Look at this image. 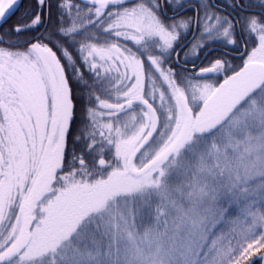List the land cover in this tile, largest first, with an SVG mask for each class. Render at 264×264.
<instances>
[{"label":"snow or ice","instance_id":"snow-or-ice-1","mask_svg":"<svg viewBox=\"0 0 264 264\" xmlns=\"http://www.w3.org/2000/svg\"><path fill=\"white\" fill-rule=\"evenodd\" d=\"M21 3L0 264H264V0Z\"/></svg>","mask_w":264,"mask_h":264},{"label":"trees","instance_id":"trees-1","mask_svg":"<svg viewBox=\"0 0 264 264\" xmlns=\"http://www.w3.org/2000/svg\"><path fill=\"white\" fill-rule=\"evenodd\" d=\"M35 4L36 0H22L19 11H16L6 23L11 26L14 25L17 22L18 17L21 15V12L29 7L35 8ZM255 264H261V262L256 260Z\"/></svg>","mask_w":264,"mask_h":264},{"label":"flooded vegetation","instance_id":"flooded-vegetation-1","mask_svg":"<svg viewBox=\"0 0 264 264\" xmlns=\"http://www.w3.org/2000/svg\"><path fill=\"white\" fill-rule=\"evenodd\" d=\"M188 14L191 15V12H189ZM9 27H11V25H8L7 23L4 24V28H9ZM190 36H191V33H189V36L186 37L185 39L190 38ZM229 50H230V49H229ZM215 54H217V53H213V55H215Z\"/></svg>","mask_w":264,"mask_h":264},{"label":"water","instance_id":"water-1","mask_svg":"<svg viewBox=\"0 0 264 264\" xmlns=\"http://www.w3.org/2000/svg\"><path fill=\"white\" fill-rule=\"evenodd\" d=\"M12 16V15H11Z\"/></svg>","mask_w":264,"mask_h":264}]
</instances>
